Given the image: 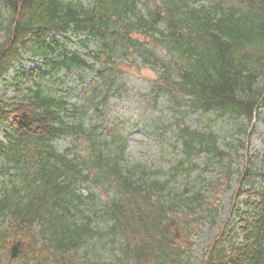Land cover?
<instances>
[{"label": "trees", "instance_id": "1", "mask_svg": "<svg viewBox=\"0 0 264 264\" xmlns=\"http://www.w3.org/2000/svg\"><path fill=\"white\" fill-rule=\"evenodd\" d=\"M136 2L90 0L85 5L82 0H0V82L23 52L41 58L40 67L19 70L14 76L22 83L13 86L12 98H5V91L0 93V126L8 123L3 132L6 142H0V218L10 234H0L7 252L6 263L0 264L34 259L41 264H113L87 254L93 241H103L92 217L80 210L85 199L80 190L90 186L107 194L105 200H97L89 191L84 206L94 218L111 222L106 240L113 245L110 253H119L121 258L114 260L127 263L131 257H144L141 264H181V257L191 248L192 229L186 216L154 197L167 183L147 184L123 171L120 156L110 157L105 145L96 144L92 130H85L79 109L68 122L67 94H59L60 88L54 85L67 80L70 73L80 79L97 65L99 71L93 78L97 99L99 87L108 90L115 79L111 54L117 37L126 43L120 48L127 51L132 47L127 42L133 44L132 28L144 26L153 31L159 18L166 33H160L158 44L177 57L175 65L179 64L164 94L186 95L184 112L213 111L234 121L249 120L253 109L264 105V85L259 88L256 83L264 66V0H249L236 13L215 6L194 7L184 0H159L161 12L153 14L150 22L134 17ZM131 15L136 21L130 20ZM70 28L88 40L98 39L102 47L107 43L109 54L106 58L96 54L89 65L85 54L67 49V39L48 38L51 32L66 33ZM119 31L123 33L116 34ZM41 67L49 68L43 77ZM25 83L30 86L22 93ZM181 114L177 112V117ZM175 132L181 159L170 167L168 181L186 170L184 163L190 164L192 156H225L209 132L184 125ZM63 137L74 146L59 153L54 142ZM81 148L89 151L87 156H81ZM241 196H245L241 207L234 204L231 208L234 218L223 224L201 264H264V170L249 168L240 173L237 197ZM96 210H101L100 215Z\"/></svg>", "mask_w": 264, "mask_h": 264}, {"label": "rangeland", "instance_id": "2", "mask_svg": "<svg viewBox=\"0 0 264 264\" xmlns=\"http://www.w3.org/2000/svg\"><path fill=\"white\" fill-rule=\"evenodd\" d=\"M82 1L86 4L89 3V0ZM158 1L138 0L134 17L139 14L146 15L148 10L157 6ZM197 1L210 3L223 1L232 6L236 3V0H193V2ZM157 26L158 31H164L163 22ZM120 33L123 32L119 31L116 34ZM130 38L133 44L127 42L129 46H132L125 51L127 57H122L121 53H124L122 51L119 57L117 55L113 58L116 60L113 70L115 79L112 81L111 90L108 89L107 99L103 106L99 107L100 112L96 111L97 114L94 112L93 105V102H96L93 88L98 87L97 82L95 85L85 88L86 91L83 94L87 103L84 106L87 109L85 123L88 124L89 129L92 127L95 129L93 135L100 144L104 145L106 138L109 141L114 140L113 144L106 148L105 153L110 154V157L119 154L122 157L124 168L132 169L133 173L139 174L141 177H147V181L160 180L167 183L164 191L159 194L158 201L173 205L172 210L179 216H186L189 228L192 229L190 238L192 246L185 255L182 264H201V258L206 249L230 216L238 189L239 173L251 166L264 169V108H261L255 119L240 122L242 127L250 131L249 135L233 131L231 129L233 124L228 118H221L213 112L196 113L191 110L184 112L182 103L184 100L187 101L184 96L163 97V93L168 89L166 87L168 82H162L163 67H168L170 62L167 52L157 46L149 36L132 33ZM117 40L114 45L118 48L120 45L126 47V43L120 42L118 37ZM119 49L121 50V48ZM138 54L144 59L143 65ZM23 56L24 59L30 57L29 53H25ZM37 60L39 59H35V61ZM155 63L163 67L159 68L155 66ZM146 64L150 67H145ZM18 65L20 64L18 63ZM18 65L14 64L8 70L1 83L2 85L3 82L7 84L4 86L6 89L5 98H10L13 95V88L8 86L9 83H13L10 79L16 73ZM33 65L34 63L29 61L26 66L30 68ZM173 75L170 73V76ZM258 77L257 87H261L264 85V66L258 72ZM26 87V84L21 86L23 92ZM97 99H100L99 96ZM77 102L80 103L81 100L79 99ZM176 111L185 113L183 120L178 121L179 124H184L194 130L208 129L212 131L217 146L227 156L222 161H219L218 158H208L203 154L192 156L190 159L192 165H187L185 172L168 181L167 174L170 167L176 165L179 154V150L175 148L178 144L175 130L171 128L172 122L176 119L174 117ZM59 144L62 145V143ZM84 145L85 143H83ZM81 150V156H87L89 151L83 150V148ZM227 173H229L228 179H226ZM89 188L82 187L80 190V194L85 198L80 210L84 216L92 217V225L100 232L99 235L102 236L103 241L101 243L93 241L86 248L87 254L98 257L100 260L113 261V264H141L144 257L134 259L131 257L127 263L125 261L119 263L118 260L113 259L120 258V256L119 253H110L113 251V245L109 240H106L111 222L105 221L99 216L94 218L91 211L84 206L89 201L86 199L89 191L93 192L94 199L97 200H105L107 194L91 186ZM242 199L243 197L237 199L236 206L241 207ZM100 211L96 210L94 213ZM5 227L6 222L0 218V234L9 236ZM35 230L37 231L36 227ZM35 245L41 247V242H36ZM114 245H116V241H114ZM41 252L44 253V251ZM6 253V247L0 242V262L6 263ZM138 255V253H134V256ZM74 260L80 263L78 256H75ZM148 261L150 262L151 259ZM11 264H41V260L34 259L28 263L15 261ZM46 264H53V262L50 261Z\"/></svg>", "mask_w": 264, "mask_h": 264}]
</instances>
